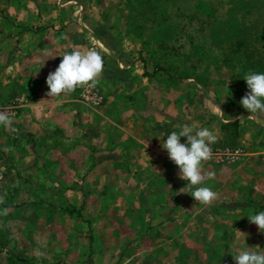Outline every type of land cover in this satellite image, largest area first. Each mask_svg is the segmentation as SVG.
<instances>
[{
    "label": "crops",
    "instance_id": "crops-1",
    "mask_svg": "<svg viewBox=\"0 0 264 264\" xmlns=\"http://www.w3.org/2000/svg\"><path fill=\"white\" fill-rule=\"evenodd\" d=\"M102 2L0 0V98H22L11 127L0 125V264H42L40 254H52L54 264L71 259L91 264L89 253L101 254V264H183L186 255L204 246L219 252L189 222L220 217L223 232L213 236H233L231 222L243 236L239 248L264 252V232L247 228L253 206L264 211V113L251 114L240 103L250 91L245 73L235 69L200 81L154 68L128 41L121 11ZM73 48H96L103 56L104 70L94 87L104 95L99 106L80 101L82 88L47 97L48 74ZM185 123L213 131V144L239 145L245 152L235 164L203 162L202 186L217 193L209 205L180 193L183 187L190 190L188 181L179 178L178 166L161 147L159 136L167 139ZM78 173L85 174L80 185L73 180ZM44 188L90 191L70 203L84 206L83 219L89 215L99 222L113 214L112 244L98 242L99 224L94 246L63 240L77 236L74 215L67 212L52 211L47 220L34 208L26 216L34 203L24 189ZM106 190H113V197L104 196ZM62 199L69 198L52 192V205ZM167 224L172 228L163 232ZM225 249L230 264H236L233 250Z\"/></svg>",
    "mask_w": 264,
    "mask_h": 264
},
{
    "label": "rangeland",
    "instance_id": "rangeland-1",
    "mask_svg": "<svg viewBox=\"0 0 264 264\" xmlns=\"http://www.w3.org/2000/svg\"><path fill=\"white\" fill-rule=\"evenodd\" d=\"M250 2V0H246L242 3H239L237 0H103L102 4L112 6L113 8L117 7L121 11V21L128 41L134 46L135 51L138 52L140 56L144 57L149 64L153 65V62H159L168 69V72L179 73V77L196 75V78L200 81H207L218 79L223 76L226 77L229 71L235 69L240 70L241 68L243 73L249 71L264 72V5L262 6L263 0H257L256 4L254 2L255 5L252 7L247 6L251 13L242 17L241 13L244 9H247V7H240L241 4L243 6L244 3L250 4ZM206 26L213 27V31L209 33L211 29L208 30ZM200 27L204 28L203 35L195 31ZM241 30H245V32L241 34L245 41L244 45L239 46V48L244 47L245 50L248 49V51L252 52V60L249 62L246 60L245 68L237 64V57L231 51L232 48H236L237 46L236 42L238 38H240L238 35ZM191 33L193 41L198 45H203V51H199V47H196L194 43L190 42L189 35ZM225 36V43L216 44V39ZM157 38L162 40V46L160 47L158 46V42L155 43L154 41ZM221 57L226 59V63L220 62L219 59ZM255 60H259L260 62L255 65ZM205 162L215 166L219 165L209 161ZM82 175L84 176L85 174H74L73 180L79 182V185ZM53 191L55 196L69 199H67V201L62 199L59 204L54 206L51 201ZM89 192L90 191L86 192V189L83 190L80 188L67 190L58 188L55 190L48 188L39 190L24 189L23 195H25V197L30 196L32 198L30 202L34 203V205L32 204L30 208L26 210L25 215L27 216V213H32L34 208L36 210L40 208L44 218L48 216V213H50L52 217V211L54 212L55 210L61 213L67 212L68 215H74V230L77 236L71 239L70 236L66 239L64 237L63 240H67L68 243L74 242L78 246L83 247L94 246L98 237L97 234L99 233L97 228V224H99L98 227L99 229L101 228V236L98 237V242L101 244H112V227L114 225L112 221L113 214L105 215L99 222L88 215L87 218L90 219L86 218V221V219L82 218V210L85 209L84 206L82 207L81 204L73 205L70 203V200H81L80 198L87 197V195L90 194ZM97 192L96 190L93 195ZM111 192H113V190H106L103 192V195L106 197H113ZM66 193H68V195H66ZM71 207L72 209H70ZM256 207L260 208L259 212L261 208H263V206H253V210L249 212H258ZM48 219L49 217H47V220ZM222 220L223 218L220 217L217 222H211L209 220L189 222L195 226L196 230L202 233L201 239L206 237V239H209L208 242L211 246H219V252L215 254L208 249L211 247L207 248L204 246V251L196 250L194 253L186 255V257L182 259L183 264H230V256L223 250L227 247V249H225L226 251L233 250L234 252L233 245L239 248L243 236L236 233V226L231 222L227 224L232 225L233 229H230L228 233L232 232L233 236H228V238L220 237L217 234V236H213L214 231L223 232L221 230L224 228L220 226V224H223ZM215 223L217 224L216 226ZM167 226V228L163 229V232H168L172 228V226L168 224ZM255 226L257 225L249 223L247 228L249 229ZM191 228L189 227L188 229ZM256 231V229L251 230L252 234L248 237L251 241L257 238L254 235ZM43 239H45V237H42V240ZM46 239H48V237ZM260 239L261 238H259L258 246H263ZM42 244H44L43 241ZM262 248L258 250V248H252L250 246L245 247V249L256 252H262ZM197 249H200V247H197ZM207 253L210 254V257L204 259L208 256ZM40 255L41 258L38 259V262L41 263L42 261V264L55 263V261H50L52 254ZM99 255L97 254L95 258H92V255L89 253L88 260L91 264H101L103 256H101L102 259L100 260V258H98ZM58 256L59 254H57L56 258H58ZM78 256L80 257V255ZM53 259H55V257H53ZM228 259L229 261L226 262ZM80 260L81 259H78L76 262L74 259H71L70 261L72 262L70 264H82L85 262V260ZM21 262H24V260ZM116 264H118V262Z\"/></svg>",
    "mask_w": 264,
    "mask_h": 264
},
{
    "label": "clouds",
    "instance_id": "clouds-1",
    "mask_svg": "<svg viewBox=\"0 0 264 264\" xmlns=\"http://www.w3.org/2000/svg\"><path fill=\"white\" fill-rule=\"evenodd\" d=\"M62 60L55 71L47 76V97L58 96L62 93H71L77 88H91L98 83L104 70V59L96 48L79 49L60 55ZM248 91L240 100L241 105L251 114L264 113V72L249 71L245 73ZM12 118L7 111L0 110V125L11 127ZM15 131V129H13ZM161 147L167 150L169 159L179 168L180 179L188 181L189 191L197 202L203 205L211 204L217 197V193L209 186H202L205 174L202 172L203 162L212 156L211 145L216 142L217 136L206 127H199L195 123H185L179 130H173L164 136H159ZM181 137H186V142H181ZM214 173H207V178L212 179ZM4 197L0 196V203ZM7 214V209L3 210ZM250 223L258 226L264 232V211L247 215ZM232 255L236 264H264V252H256L249 249L236 248L233 245Z\"/></svg>",
    "mask_w": 264,
    "mask_h": 264
},
{
    "label": "built area",
    "instance_id": "built-area-1",
    "mask_svg": "<svg viewBox=\"0 0 264 264\" xmlns=\"http://www.w3.org/2000/svg\"><path fill=\"white\" fill-rule=\"evenodd\" d=\"M79 99L84 104L99 106L104 102L102 92L94 87L82 88ZM22 106L20 96H9L0 100V110L7 111L11 116L17 114ZM212 156L207 160L214 164L225 165L240 162L244 156V149L239 145L212 144Z\"/></svg>",
    "mask_w": 264,
    "mask_h": 264
},
{
    "label": "trees",
    "instance_id": "trees-1",
    "mask_svg": "<svg viewBox=\"0 0 264 264\" xmlns=\"http://www.w3.org/2000/svg\"><path fill=\"white\" fill-rule=\"evenodd\" d=\"M239 3H242V2H244V1H246V0H237ZM251 2H250V4H246V3H244L243 4V6H242V4H241V6L240 7H247V6H250V7H252L253 5H255L256 4V2H257V0H250ZM253 1V2H252ZM254 2H255V4H254ZM263 2H264V0H263ZM262 2V6L264 5V3ZM251 13V11H250V9L247 7V9H244L243 11H242V17L243 16H245L246 14H250ZM207 28H208V30H210V32L209 33H211V31H213V27H210V26H206ZM204 28H202V27H200L199 29H197V30H195V31H197V32H199V33H201V35H203L204 34ZM203 32V33H202ZM245 32V30H241L240 31V33H239V35H238V37H240V38H238V40H237V42H236V44H237V46H236V48H232L231 49V51L236 55V57H237V64L238 65H241L243 68H245L246 66V60L249 62V61H251L252 60V52L251 51H248V49H244V47L243 48H239V46H242V45H244V38H242V36H241V34H243ZM226 38V36L225 37H220L219 39H216L215 41H216V44H221V43H225V41L226 40H224ZM189 39H190V42H192V43H194V45L196 46V47H199V51H203V49H204V47H203V45H198L197 43H195L194 41H193V38H192V33L189 35ZM155 41V43H157L158 42V46L160 47V46H162V40H159V38H157L156 40H154ZM224 41V42H223ZM228 41V40H227ZM161 42V43H160ZM163 46H166V45H163ZM221 46H223V45H221ZM230 46H231V43H230ZM161 50V49H160ZM145 59V58H144ZM220 62H222V63H226V59L225 58H223V57H221L220 59ZM260 61L259 60H255V65L256 64H258ZM153 66H154V68H157V69H161V70H164V71H167L168 72V69L167 68H165V66H163V64H161V63H159V62H153ZM242 69V68H241ZM243 71V70H242ZM170 72H168V74H169ZM171 75H176V76H178L179 77V73H177V72H174V73H171ZM187 76H189V75H186V77ZM20 261H22L23 259H19ZM16 261H14V263H15Z\"/></svg>",
    "mask_w": 264,
    "mask_h": 264
}]
</instances>
